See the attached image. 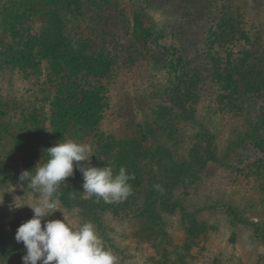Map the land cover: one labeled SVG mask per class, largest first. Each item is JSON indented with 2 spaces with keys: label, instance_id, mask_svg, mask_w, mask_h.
Wrapping results in <instances>:
<instances>
[{
  "label": "rangeland",
  "instance_id": "374dc122",
  "mask_svg": "<svg viewBox=\"0 0 264 264\" xmlns=\"http://www.w3.org/2000/svg\"><path fill=\"white\" fill-rule=\"evenodd\" d=\"M64 1L31 0L21 37L43 34L74 52H97L109 72H82L78 83L101 88L105 106L93 131L59 137L53 112L58 100H72L66 78L55 79L46 62L21 70L0 55V264H23L26 249L15 233L39 196L20 174L68 141L89 145L94 167L113 168L103 142L127 154L121 167L134 175L132 193L113 202L127 209L88 216L58 201L46 218L64 215L73 227L92 222L116 264H264V236L252 225L264 228V153L257 149L264 143V0ZM139 16L151 38L136 46ZM82 184L74 168L59 190L105 202L89 198ZM156 185L183 205L185 217L160 206Z\"/></svg>",
  "mask_w": 264,
  "mask_h": 264
},
{
  "label": "trees",
  "instance_id": "16d2710c",
  "mask_svg": "<svg viewBox=\"0 0 264 264\" xmlns=\"http://www.w3.org/2000/svg\"><path fill=\"white\" fill-rule=\"evenodd\" d=\"M3 1L7 2L6 6L0 5V47L4 50L3 54L0 53V55L3 63L12 67L18 66L21 70L26 68L33 70L36 65L40 66L42 61L46 62V65L51 69L50 72L56 75L55 79L60 75L66 78L65 84H67L68 94H71L72 98L65 105L58 100L56 106H54L52 125L55 127L54 129L58 136L60 137L65 133L71 132H74L73 134L75 135H85V133L93 131L97 121L100 119L101 110L105 106L101 96V88L83 87L78 83V77L82 72L102 77L109 72L106 65H104L101 59H98L95 55L97 52L95 51H93L92 59L83 49H76L74 52L68 46L64 47L63 41H58L51 37L47 38L43 34L29 39L22 38L21 32L24 29L23 27L29 22L26 18V9L31 0ZM70 2L71 0H65L64 4L66 5ZM194 4V2L191 3V9L195 7ZM138 19L141 20V16L137 17V21L133 24L136 46L145 44L151 38L149 34L151 31L143 28ZM4 37L10 39V41L3 42ZM67 50L68 53L66 52ZM185 95H188V93ZM62 97L64 99L65 96L63 95ZM103 145L101 153L103 154L104 151H107L110 157L109 160L112 162V169H115L119 173L121 165L123 162H126L124 159H127L124 148L120 147L114 151L113 144L103 142ZM129 146L127 151L130 150L128 151L130 152V158H137L139 152L136 151V145L132 144ZM257 149L264 153V143H258ZM117 163L118 166H116ZM2 181L4 180H1L0 183ZM60 193L58 201L63 206L76 207L88 216L95 215L97 211L109 210L116 212L121 209H127L125 207H117L113 203L101 202L100 204H91L88 200L70 199L64 192L60 191ZM154 194L159 197L158 201L161 207L170 209V211L178 209L184 217L186 216L182 204L168 200L162 195L160 189H157ZM149 203L150 201L142 206V208H150ZM128 208L130 209V207ZM227 211L233 220L245 224L240 220L233 208H228ZM252 225L256 233L264 236V228H260L255 224Z\"/></svg>",
  "mask_w": 264,
  "mask_h": 264
},
{
  "label": "clouds",
  "instance_id": "9594fccd",
  "mask_svg": "<svg viewBox=\"0 0 264 264\" xmlns=\"http://www.w3.org/2000/svg\"><path fill=\"white\" fill-rule=\"evenodd\" d=\"M45 152L46 162L40 161L34 171L25 170L19 176L22 185L26 183L28 189L39 194L37 203L28 206L33 217L15 233L16 242H22L26 249L23 264H116L115 255L104 248L92 222L73 227L64 215L63 220L46 218L58 210L60 186L74 175V168L82 173V188L89 198L95 195L106 203L120 202L131 195L128 181L134 175L126 174L123 167L114 174L111 167L91 166L92 149L87 144L57 143ZM85 161H89L88 167H84Z\"/></svg>",
  "mask_w": 264,
  "mask_h": 264
}]
</instances>
